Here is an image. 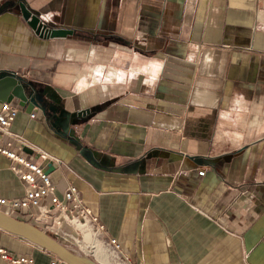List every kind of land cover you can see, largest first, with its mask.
I'll return each instance as SVG.
<instances>
[{
	"label": "crops",
	"instance_id": "crops-1",
	"mask_svg": "<svg viewBox=\"0 0 264 264\" xmlns=\"http://www.w3.org/2000/svg\"><path fill=\"white\" fill-rule=\"evenodd\" d=\"M20 3L72 34L39 37ZM0 71L42 108L10 131L57 160L56 193L76 187L126 264H264V0L1 1ZM24 193L0 155V196Z\"/></svg>",
	"mask_w": 264,
	"mask_h": 264
},
{
	"label": "built area",
	"instance_id": "built-area-1",
	"mask_svg": "<svg viewBox=\"0 0 264 264\" xmlns=\"http://www.w3.org/2000/svg\"><path fill=\"white\" fill-rule=\"evenodd\" d=\"M39 19L42 24L47 25L42 17ZM16 114L17 108L7 102L1 103L0 155L9 161V168L24 184L25 193L22 197L11 199L0 196V211L62 238L73 244L74 250L94 260L96 258L90 251L95 244H99L106 251V257L114 264H126L117 240L106 236L103 224L84 204L76 187L68 185L61 194L56 193L49 174L44 170V163H54L57 160L39 149L28 147L21 136L10 131ZM23 148L30 149L36 156L25 154ZM198 174L202 176L204 172L200 171ZM85 234L88 235L87 238L84 237ZM50 256L48 264H67L54 255ZM0 259L11 264L34 262L32 257L14 256L1 246Z\"/></svg>",
	"mask_w": 264,
	"mask_h": 264
},
{
	"label": "water",
	"instance_id": "water-1",
	"mask_svg": "<svg viewBox=\"0 0 264 264\" xmlns=\"http://www.w3.org/2000/svg\"><path fill=\"white\" fill-rule=\"evenodd\" d=\"M22 16L29 27L41 38H64L72 34L71 30L49 28L40 22L38 14L30 12L22 3L19 4ZM0 102H7L17 108L22 106L27 114L40 113L42 110L37 102L33 89L13 72L0 71ZM86 112H81L83 115ZM23 152L31 155L32 151L23 148ZM44 170L50 173V164L44 165ZM0 230L21 238L38 248L56 256L67 264H96L95 260L68 246L62 238H58L43 231L36 225L19 220L0 211ZM88 237L87 234L84 236ZM84 245L85 242L83 241ZM93 254V250L90 251Z\"/></svg>",
	"mask_w": 264,
	"mask_h": 264
},
{
	"label": "bare ground",
	"instance_id": "bare-ground-1",
	"mask_svg": "<svg viewBox=\"0 0 264 264\" xmlns=\"http://www.w3.org/2000/svg\"><path fill=\"white\" fill-rule=\"evenodd\" d=\"M64 242L67 243V244L73 245V244H71V243H69L67 241H64ZM103 251H104V249L99 244H95L94 245V247H93V254L94 255H96L97 257H102L103 256Z\"/></svg>",
	"mask_w": 264,
	"mask_h": 264
},
{
	"label": "rangeland",
	"instance_id": "rangeland-1",
	"mask_svg": "<svg viewBox=\"0 0 264 264\" xmlns=\"http://www.w3.org/2000/svg\"><path fill=\"white\" fill-rule=\"evenodd\" d=\"M67 244V243H66ZM68 246H70L71 248H74L75 246L74 245H70V244H67ZM103 253H104V256H105V254H106V251H103ZM107 258V260H108V257H106ZM109 261V260H108ZM95 262L97 263V261L95 260ZM98 264V263H97Z\"/></svg>",
	"mask_w": 264,
	"mask_h": 264
}]
</instances>
